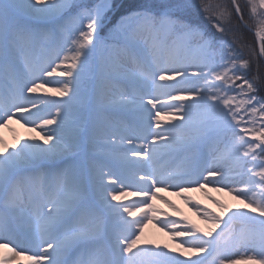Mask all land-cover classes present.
Instances as JSON below:
<instances>
[{
  "label": "snow or ice",
  "instance_id": "obj_1",
  "mask_svg": "<svg viewBox=\"0 0 264 264\" xmlns=\"http://www.w3.org/2000/svg\"><path fill=\"white\" fill-rule=\"evenodd\" d=\"M114 7L111 0L95 7L84 0H0V127L15 118L38 128L42 141H26L11 150L0 141V249L9 253L0 256V264H12L31 249L35 251L26 256L30 264H141L142 258L148 264H186L168 252L138 248L140 233L153 219L152 200L174 207L160 192L171 189L180 195L206 186L234 194L246 211L213 200L231 212L225 220L185 198L212 230L201 235L195 225L174 219L162 221V229L187 238L179 241L184 251H215L219 264H238L220 254L228 246L243 249L250 264H264V76L249 78L250 59L243 51L248 45L241 31H252L248 21L254 23L264 57V0H247L248 21L238 0H231V9L205 0H143L111 26L110 42L101 33ZM232 9L238 17L235 26ZM200 12L214 31L190 19ZM37 46L55 55L47 67H33L31 53ZM249 54L255 49L249 48ZM97 55L102 59L99 78ZM43 76L64 78L54 89L61 99L40 102L55 109V116H40V103L26 95L49 83ZM85 81L90 88L82 90ZM109 88L116 97L113 107L129 118L127 127L105 128L96 121L95 111L104 106ZM162 97L179 103L164 112L156 107ZM200 107L212 113L214 130L229 141L232 167L227 171L215 160L209 163L198 141L181 138L191 122L190 110ZM164 118L170 126H162ZM140 140L138 146L117 147L118 142L135 145ZM101 141L103 158L95 151ZM168 151L191 155L178 168L157 169L158 155ZM113 160L136 170L137 187L131 192L124 190L130 187L128 177ZM241 173L247 179L236 187L232 174ZM68 192L71 199L64 198ZM128 195L142 198L119 203ZM84 204L89 206L88 223L79 220ZM25 205L32 211H24ZM138 211L144 213L140 219H128ZM216 229L220 232L213 236ZM101 233L109 241L103 251L94 247ZM81 249L77 262L73 256ZM206 258L191 264H204Z\"/></svg>",
  "mask_w": 264,
  "mask_h": 264
},
{
  "label": "bare ground",
  "instance_id": "obj_2",
  "mask_svg": "<svg viewBox=\"0 0 264 264\" xmlns=\"http://www.w3.org/2000/svg\"><path fill=\"white\" fill-rule=\"evenodd\" d=\"M42 49H43V51H42ZM40 52H42L41 55H40ZM54 56L55 55L51 49H47L45 47L42 48V46H37L33 50L32 55H31L32 59L35 58V61L37 62L36 69L46 67L47 63L50 60H52V58ZM100 59H101V57H100ZM105 59H109L108 54H105L104 61H105ZM59 63L60 62H58V64ZM35 65H36V63H35ZM101 65H102V59L100 61V67L98 70L99 73H101ZM64 66L65 65H61V67H64ZM59 70H60V68H57V71H59ZM96 77L99 78L100 74L97 73ZM59 79H64V78L63 77H55V76H53V77L44 76L43 77V80L49 81V83H47V85H51ZM108 91L113 93L112 90H108ZM30 98L34 101H37L38 103L46 101V100H53V99L60 100L61 99L57 95V93L53 92L51 89H49V87L41 88V91H36L35 96H32ZM162 98H165V97H162ZM83 103H84V106L87 105V102H83ZM176 103H177V101H171V100L163 101L162 103H158L156 107L158 109H162L164 112H171V111H173V109L171 108V105L176 104ZM190 103H191V101H190ZM40 106H42V109H43L40 112V115H42L41 113H43V112H44V115H46V116L54 115L55 109H49L47 107V105H45V104L44 105L40 104ZM102 111H106L107 113L103 114V116H102L103 123H102V125L101 124H99V125H101L105 128H109L114 123H116V126H119V127H127L128 126V124H126V123H129V118L125 117L123 114H118L116 109L113 107V104H112V106H109L107 109L105 107L97 108L95 111V115L102 114ZM17 115L18 116L26 115V113L25 114L24 113H17ZM190 115H193L192 110H190ZM198 120L199 121L210 120V117L206 118L204 115L203 116L199 115ZM10 124H11L10 122L7 123L5 127L7 128L9 126V131L11 132V134L13 136L12 146L15 145L18 148L21 144H23L26 141L42 142L41 141V132H35L34 130L27 128L24 123H15V124H20L19 130H17V132H16V128L18 129V127L17 126H15V127L11 126L10 127ZM51 127H54V126H51ZM160 130H162V129L153 128V131H160ZM185 132L188 135V139H193V140H196L199 142L205 140L207 142V149H209V151H207V150L204 151V147H200L199 151L206 156H208V153H210V152L215 153L214 156L212 157V159H209L210 164L212 163L213 160H215L216 164L219 165L220 167L224 168L226 171L232 167V161L230 159V156L227 154V151L224 148H222L221 146H218V145L216 146V142H218L219 140H224L226 138L223 134L218 133L217 131L214 130L213 124H211L207 127H201V126L189 124V126L187 127ZM196 133H198V134L195 135ZM0 141H2L5 144L4 139L1 136V134H0ZM100 144H101V146H98L96 148V150H97L96 155L103 158V156H101L104 153V148L102 147L103 142L101 141ZM12 146L11 147L8 146L10 150H11ZM131 146L132 145H129V144H121L119 142L117 143L118 148L124 147V149H127ZM100 149H102V150L99 151ZM163 155H165L166 159L168 158L169 160H173V159L178 157L179 152L172 151L171 154L169 152L160 153L157 157L155 164L158 163L159 161H161L160 159L163 157ZM134 159H136V158H134ZM112 163H113L115 168H118L125 176H128L127 171L121 167L119 161L113 160ZM178 167H180V166H178ZM178 167L175 166L174 162H173L166 169L178 168ZM127 169H129V168H127ZM130 170H132V169H130ZM134 171H136V170H132L131 172L134 173ZM232 175H233L234 180H235L234 186L243 187L244 185L241 184L239 181L241 179L246 180L247 177L245 175H243V173H241L239 175H236V174H232ZM228 182L233 183V180H229ZM125 183L127 185H130V187H124V186H121V187H124V190L127 192H131L135 187H137V184H134L132 181L131 182L126 181ZM66 194H69L70 196L73 195L71 192H68ZM66 194H64V198L65 199H71V197H68V196L66 197L65 196ZM178 196L185 202H186L185 198H187V200L190 201L191 204H195V205H198L204 209H207V210L211 211L213 214L223 217L225 220L227 219V216L231 214V212L229 211V212L225 213L224 209H222L221 207H218L216 203L212 202L213 200L218 201L220 204L224 205L227 209L246 211L244 204L241 203L240 200L234 198V194H230L227 190L216 191L212 186H206L204 189H200L197 187L191 191L184 192ZM209 197H211L212 199H209ZM137 200H139L138 197L133 198V195H128V196L122 197V199L119 203L132 204ZM166 200L168 201V199H166ZM113 203H117V202H113ZM186 203H187L186 205L188 207H190V210L188 213L184 210L185 207H184V209H182L178 204H173L172 202H170V204L173 205L174 207H170L169 204H167L166 206L169 207L168 210H165L163 207H160V206L156 205L155 203H151V204L153 205L154 210L158 209L163 215L166 214L165 216L168 217L167 219H174L180 223H181V220L184 219V221H186V223H189V224H197V222H198V225L200 227L198 229L201 230V235L203 232H207V231L212 230L213 226L210 223L204 221L199 215H197L194 208L190 206V203H188V202H186ZM26 207L29 209H27ZM30 209H31L30 207L25 205L24 211L30 212L32 210V209L31 210ZM169 209L172 211L175 210V211H177V213H170ZM80 211L83 213V215L81 218H79V220H80V222L86 223L87 220L90 219L89 216L87 215V213L89 211V206L87 204H84L81 207ZM143 214L144 213H142L139 216H136L133 219H140L143 216ZM149 215L153 217V219H150V220H152L154 223L155 231H159V230L162 231L161 222L164 221L165 219L158 217L153 212L149 213ZM183 223H185V222H183ZM183 223H181V224H183ZM218 230L219 229H216L213 232V236L216 235ZM165 231H168V230H165ZM177 231H179V229H177ZM183 239H187V238L176 236L175 238L174 237L170 238V240L168 241L165 239H157V238L151 237L150 241H145L140 236L138 248H150V246H152V248H154V250L168 252L169 256H175L178 259L185 261L186 264H191V260H193V259H202L203 253H201L199 255H197V254L194 255L190 252L184 251V249H182L180 247L179 241L183 240ZM208 239H210V238H208ZM102 243L104 244V239L101 238V234H100V235H98V237L94 241L95 249L98 248L100 245H102ZM9 247H12V245H9ZM24 247L28 248L29 246L24 245ZM169 249L171 251H168ZM32 251H35V249H31L29 251H26L20 257H16L12 261V264H30V262L26 259V256L31 255ZM182 251L184 252L183 256L180 255V253ZM83 253H84V249H81V251L79 253H76L73 256V259L75 261H76V259H78V257L81 259ZM237 254L239 255L240 260H245V259H243V257H245L246 253L243 249L238 248ZM7 255H9L7 249H0V256L6 257ZM44 264H47V262H44ZM141 264H148V258H142ZM238 264H243V263L240 262Z\"/></svg>",
  "mask_w": 264,
  "mask_h": 264
},
{
  "label": "rangeland",
  "instance_id": "obj_3",
  "mask_svg": "<svg viewBox=\"0 0 264 264\" xmlns=\"http://www.w3.org/2000/svg\"><path fill=\"white\" fill-rule=\"evenodd\" d=\"M231 1V0H230ZM84 2L89 6V7H95L96 5L98 4H103L104 3V0H84ZM122 1H120L118 3L117 0H111V3L115 6L113 8V10L111 12H108L107 15H108V21H106V24H108V27H105L104 29V34L101 33L102 35V38H106V39H109V41L111 42V38L109 37V31H110V28L113 24H115V22L117 20H119V18L121 17V15H124L126 14L130 9H124V10H121V3ZM143 0H140L137 5H139L140 3H142ZM195 2L197 4L200 3V0H195ZM206 3L208 4H211L213 6H216V5H223V6H226L227 8H231V4L229 5L228 3V0H205ZM238 3H240L243 7V10L244 12L246 13V15L248 16L249 15V10L247 7H244V5L247 4V0H238ZM234 10V9H233ZM199 15L202 16L203 18V21L206 22L207 24H209V26L212 28V25L211 23L204 18V14L202 12L198 13ZM232 25L235 26V21L232 20ZM171 39H175L174 37L171 38ZM170 39V40H171ZM169 43H171V41H169ZM258 46V50H259V44H257ZM44 46H42L43 48ZM43 51V49H42ZM33 52V51H32ZM42 52H40V55H41ZM32 55V53H31ZM100 55H97L96 59H95V75L100 74L98 72L99 70V67H100ZM55 59V56L52 58V60ZM105 61H108V59H105ZM59 61H57L56 63L58 64ZM32 63H33V67L36 68L37 66V62L35 61V58L32 59ZM36 63V65H35ZM49 63V62H48ZM48 63L46 65V67L48 66ZM52 67H56V64H52ZM44 77V76H43ZM43 77H42V80H43ZM57 77V76H55ZM193 79H196L195 77ZM61 80V79H59ZM58 81V80H57ZM39 82V81H38ZM93 83H99V80L97 79V81H93ZM49 87V89H51L53 92L55 88L59 87V85L54 82L53 84L51 85H47L45 84V86L43 88H47ZM90 88V85L87 81H85L83 84H82V90H87ZM108 90H112L111 88H109ZM37 91H41V88L38 89ZM113 93L109 92L110 95L108 96V98L105 100V104L103 107H105L106 109L109 107V106H112L113 104V100L116 99L115 95H114V90H112ZM36 93V92H35ZM35 93H26V95H28L29 97H32V96H35ZM56 93V92H55ZM51 98V97H50ZM167 98V97H166ZM166 98H162L163 101H167ZM83 102H87V99L86 97L84 98V101ZM179 103V102H178ZM186 103H190V101L186 102ZM41 105H44L43 103H40ZM41 109H42V106H40ZM150 107V106H149ZM193 111V115H191V122L190 124H193V125H196V126H201V127H207L209 125L212 124V120H213V115L212 113L205 107H200V108H193L191 109ZM33 111H36V109H33ZM107 112L106 111H102V114H97L95 115V118H96V121L98 124H101L103 123V114H106ZM25 114V113H24ZM42 115L40 116H46L44 115V112L41 113ZM26 115H28V113H26ZM205 116L206 118L210 117V120H205V121H199L198 120V116ZM52 116H55V113L54 115ZM177 122V121H176ZM9 123V122H8ZM10 127H15L17 126L18 129L16 128V132L17 130H19L20 128V124H15V123H23V121H20V122H17V120L14 118L13 120L10 121ZM173 123H175V121H173ZM126 124H129V123H126ZM161 124L163 127H168L170 126V123L168 121L167 118H164L161 120ZM121 125V124H120ZM6 126V125H5ZM5 126L3 127H0V134L1 136L3 137L4 139V142L7 146L11 147L12 144H13V136L11 134V132L9 131V126L6 128ZM113 126H116V123L112 124V126H110L109 128L113 127ZM27 128L29 129H32L34 130L35 132H41L38 128H35L31 125H26ZM51 127V126H49ZM55 127V126H54ZM198 133H196L195 135H197ZM181 138L182 139H188V135L187 133L184 131L183 133H181ZM199 142V141H198ZM138 144H142L143 141L140 140L137 142ZM122 144H128L127 141L123 142ZM138 144H135V145H132L131 147L133 146H138ZM221 146L222 148H224L226 151H227V154L230 155V146H229V141L228 139H224V140H219L218 142H216V146ZM124 146V145H123ZM199 146L200 147H204V151L207 150L209 151V149H207V142L204 140V141H200L199 142ZM200 147H199V150H200ZM102 149H100L99 151H101ZM97 152V150H95ZM259 151V150H258ZM170 154L172 153V151H168ZM163 153V152H162ZM215 153L213 152H210L208 153V158L209 159H212V157L214 156ZM101 155V154H100ZM191 153H181L179 152V155L177 158L173 159V160H169L168 158L166 159L165 155H163V157L160 159L161 161H159L158 163L155 164V167L157 169H160V170H165L167 167H169L170 164H172L174 162V165L175 166H181L182 164L185 163V160H186V157L190 156ZM103 156V155H101ZM135 157H132V159H134ZM117 170H119L118 168H116ZM127 173H128V179L126 181H132L134 184H137L134 180H133V172H131L132 170L130 169H127V168H124ZM120 171V170H119ZM125 181V182H126ZM121 186L123 185H108V187H116L118 190L119 188H121ZM184 193V192H183ZM66 197H72V195L70 196L69 194H66L65 195ZM158 196H164L165 199H168V201L172 202L173 204H178L182 209H184L185 207V211L188 213L189 210H190V207H188L186 204L185 201H183L177 194L175 191L169 189V190H166V191H163V192H160L158 194ZM134 198H137L138 199H141L142 197L140 196H133ZM151 203H155L156 205L160 206V207H163L165 210H168V206H166L167 204L164 203L162 200L160 199H155V200H152ZM169 212L170 213H177V211H172L169 209ZM143 212L142 211H138L137 212V216L141 215ZM154 214H156L158 217L160 218H163V219H167L168 217L163 215L158 209L154 210L153 211ZM83 215V213L81 212V216L79 218H81ZM90 218V217H89ZM128 219H133L132 217H129ZM90 222V219L87 220L86 223ZM183 222H186L183 220H181V223ZM192 225H195L197 228H200L199 225H198V222L197 224H192ZM233 228L235 230H238L240 228V225L239 224H234L233 225ZM218 232H220V229L218 230ZM217 232V233H218ZM140 236L142 239H144L145 241H150L151 240V237H154V238H157V239H165V240H170V238H173V234L170 232V231H165L164 229H162V231H155V228H154V223L152 220H148L147 223H145L144 227H143V231L142 233H140ZM101 237L102 239H104V244L102 243V245H100L98 248H96V250H99V251H103L107 248L108 244H109V241H107V238L105 237V235L103 233H101ZM61 239H63V236L61 235L60 236ZM150 249H153L152 246H150ZM238 252V248H235V247H232V246H228L227 248H224L222 247L221 248V253L220 254H223V255H226V256H230L232 257L233 259L237 260L238 263H243V264H250V262L246 261V260H240L239 258V255L237 254ZM191 253V252H190ZM195 255V253H192ZM203 258L204 257H207L204 261V264H219V260L216 258L217 257V253L214 251L212 253V255H208L207 253H203ZM202 258V259H203ZM80 260V258L78 257V259H76V261L78 262Z\"/></svg>",
  "mask_w": 264,
  "mask_h": 264
},
{
  "label": "trees",
  "instance_id": "obj_4",
  "mask_svg": "<svg viewBox=\"0 0 264 264\" xmlns=\"http://www.w3.org/2000/svg\"><path fill=\"white\" fill-rule=\"evenodd\" d=\"M117 1L118 2L122 1L121 10H124V9H130L132 7H135L136 4H138L140 0H117ZM228 2H229L228 4L230 5L231 1L228 0ZM232 12H233L232 20L235 21V24L237 25L238 17H235V13H234L233 9H232ZM243 12H244V10H243ZM244 16H245V20L248 21V16L246 15L245 12H244ZM190 19L196 20L205 29H207L209 31H214V29L211 28L209 26V24H207L206 22L203 21V18L201 15L197 14L194 17H190ZM248 22L250 24H252V28H255L254 23H252L251 21H248ZM241 31H242L243 36H244V42H245V44L248 45V47L244 48L243 51H244L245 58L250 59L249 78H253V77L257 76L258 74L260 76H264V59L259 55L258 47L256 44V38H255L254 34L252 32H250L248 29H244V28H241ZM227 39L231 40V37H228ZM237 47L239 48V45H237ZM249 48L255 49L254 55L249 54ZM237 83H239V81ZM261 94H264V92H262Z\"/></svg>",
  "mask_w": 264,
  "mask_h": 264
}]
</instances>
